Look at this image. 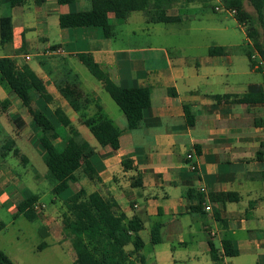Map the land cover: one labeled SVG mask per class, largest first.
<instances>
[{
  "label": "crops",
  "instance_id": "crops-1",
  "mask_svg": "<svg viewBox=\"0 0 264 264\" xmlns=\"http://www.w3.org/2000/svg\"><path fill=\"white\" fill-rule=\"evenodd\" d=\"M49 2L52 4L48 8ZM90 2L75 0L60 5L57 0H27L12 10L5 2L0 5V11L10 10L13 20L10 54L0 58L15 60L20 71L29 67L43 81L53 101L47 104L31 90L32 107L55 124L59 136L54 144L63 146L71 137L68 128H65V138L60 135V129L64 128L56 116V110L60 109L95 150L91 162L100 181L92 182L80 172L79 181L70 183L71 191L77 193L84 189L88 194L97 192L103 197H112L128 220L138 218L143 224L140 234L145 244L142 255L146 264H216L210 256L211 243L221 253L226 240L231 241L239 255L225 257L224 264H264V103H253L249 97L264 94V82L232 81L231 77L238 74L233 71L232 62H228V73L221 70L223 56L188 62L183 57L171 58L167 52L160 55L150 51L148 56L135 59L133 51L114 49L110 42L114 27L131 15L120 19L109 14L110 29H61V15L76 13ZM182 7L176 12L172 8L168 14L178 16ZM4 16L1 14L0 20ZM56 29H59L58 43H48L51 32ZM40 41L47 42L41 51ZM35 49V57L43 59L32 66V50ZM54 49L62 52L52 53ZM65 55L78 59L85 67L91 58L117 85L150 88L151 106L145 110L139 126L127 127L120 108L103 98L104 88L98 80V85L84 90L75 69L67 64L63 67L58 61V57ZM163 62L165 67H162ZM252 62L254 67L251 68L264 75ZM220 77L227 81L224 86L215 81ZM75 83L79 84L85 99L92 101L83 113L92 117L97 112L96 106L100 105L121 130L118 150L101 147L82 123V114L75 112L57 89L58 85ZM214 86L223 89L215 92ZM12 95L0 85V103L10 101L8 107L0 105V138L4 140L0 143V188L3 189L10 180L2 163L10 154L13 156V151H7L6 147L11 144L25 166L29 164V159L23 155L26 148L36 151L42 160L44 155L40 148L42 131L22 101ZM216 95L230 97L217 102L213 98ZM185 106L194 117L193 126L189 125ZM3 117L13 125L15 119L20 121L21 129L16 128L17 140H6ZM68 145L81 159L77 146L73 142ZM125 161L129 162V167H125ZM193 165L195 171L191 170ZM32 179L37 182L39 178ZM201 188H205V192H201ZM221 194L232 196L230 200L212 199ZM31 195L40 196L28 194L12 205L11 197L0 191V207L7 206L15 217L17 211H13L18 204ZM206 207L211 210L206 211ZM155 228L160 230L159 244L151 241Z\"/></svg>",
  "mask_w": 264,
  "mask_h": 264
},
{
  "label": "trees",
  "instance_id": "trees-1",
  "mask_svg": "<svg viewBox=\"0 0 264 264\" xmlns=\"http://www.w3.org/2000/svg\"><path fill=\"white\" fill-rule=\"evenodd\" d=\"M27 0H0L7 3L10 10L22 6ZM75 0H57L60 5L71 4ZM214 0H91L90 7L76 13L61 15L59 24L61 29L79 28H109V14H114L120 19L128 18L132 13L142 12L146 22L149 24H177L182 22V17L171 16L168 11L176 5L186 6L193 3L210 4ZM224 10L235 12L233 14L237 22L242 26H249L255 21L254 16L247 10L248 3L255 11L256 22L260 24L262 33L255 29H247V37L251 40L254 52L258 53L264 60V46L260 41V35L264 40V0H221ZM13 42V20L6 15L0 20V45L5 47ZM249 53L251 67H254L252 56ZM210 56H224L223 47L209 49ZM90 74L102 83L104 90L110 95L116 105L120 108L127 120V127L135 129L143 119L146 109L151 106V90L148 87L126 88L117 85L109 74L95 63L91 58L86 62ZM0 85L7 88L13 95L17 96L23 105L29 110L35 119L37 127L42 131L40 148L43 151V162L47 168L46 179L51 184V194L62 201L66 208L64 230L71 237L72 248L76 259L74 264H146L142 255L145 244L141 237L143 224L138 218L128 220L126 215L120 211L116 201L112 197H103L94 192L88 194L84 189L73 193L70 189L71 182L79 181L78 174L81 172L92 182H99L100 178L92 165L95 150L89 143L72 127L70 120L60 110H56L59 123L68 128L71 137L66 144L58 146L54 141L58 138L55 124L41 111L32 107L33 99L31 90L36 91L39 97L49 104L53 101L52 96L41 79L27 66L22 71L17 67L16 61L11 58H0ZM57 89L75 112L82 114V123L91 131L101 147H111L118 150L120 147L121 130L105 114L100 105L96 106L97 112L89 117L84 110L92 104L81 90L79 84L58 85ZM176 95V93H172ZM230 96H213L217 102H222ZM253 103H264V94L250 95ZM5 108L10 101L1 102ZM187 120L190 126L194 124V117L190 116L188 106H185ZM17 129H21L20 121H13ZM258 125V122H256ZM68 142H73L81 152V159L75 155ZM10 144L7 151H13L18 157V151L12 150ZM5 150V149H4ZM6 155L3 153V156ZM129 163V162H128ZM125 161V167H129ZM231 194L212 196L213 200H230ZM40 201V196L31 195L20 202L14 218L25 217L30 222H35L38 212L35 205ZM2 225H0V229ZM44 237L47 233L42 232ZM151 241L153 244L161 243L160 230H152ZM133 248L129 255L127 247ZM46 247L43 242L39 246L42 251ZM236 250L231 241L222 243V252L219 253L211 243V259L216 264H224L225 257H236ZM135 259V261H134ZM0 264H12L7 256L0 252Z\"/></svg>",
  "mask_w": 264,
  "mask_h": 264
},
{
  "label": "rangeland",
  "instance_id": "rangeland-1",
  "mask_svg": "<svg viewBox=\"0 0 264 264\" xmlns=\"http://www.w3.org/2000/svg\"><path fill=\"white\" fill-rule=\"evenodd\" d=\"M51 4L49 2L47 7L49 8ZM89 7L90 3L84 4L81 10ZM179 7L182 5L173 7V12H176ZM216 7L219 11L215 9ZM246 8L255 19L249 25L250 27L240 25L233 14L224 10L221 0H214L210 4L197 2L183 6L178 10L182 22L177 24H149L142 12H135L127 21H118L110 42L114 49L133 51L135 59L148 56L152 51L160 55L167 52L171 58L183 57L188 62H204L211 58L210 48L223 47L225 55L220 59L221 70L228 73V62H232L233 71L238 74L235 78L231 77L232 81L236 80L242 84H263L264 75L251 68L248 55L255 52L251 40L246 35L248 27L255 28L261 33L262 28L256 22L257 15L253 8L248 3ZM1 14L10 15V10L5 8L0 11ZM19 18L20 16H15V19ZM58 30L51 32L48 43H58ZM260 41L264 46L262 35H260ZM38 46L41 51L47 46V42L40 41ZM11 48V45L0 46V56L10 54ZM32 54L31 65L36 66L43 58L35 57L36 49L32 50ZM57 59L61 66L65 67L67 64L68 67L75 69L84 90L99 84L78 59L67 55ZM164 62L162 67H165ZM45 70L48 71L49 66L46 65ZM215 81L223 86L227 83L225 77L216 78ZM222 89L220 86H214L215 92ZM102 95L106 101L117 106L106 91L103 90ZM12 98L17 97L12 95ZM1 123L6 132V140H17L16 127L9 122V119L3 117ZM66 134L65 128H61L60 135L65 138ZM3 142L4 140L0 138V143ZM23 155L29 159L27 166L22 164L20 156H12V154L5 159L4 164L2 163L10 182L4 189L0 188V191L6 192L11 197L14 201L12 205L17 204L25 195L40 194L41 199L35 205L39 218L35 222H30L23 216L14 218V215L8 212L7 206L0 207V225H2L0 252L7 256L12 264H74L76 255L72 248L71 237L64 230L66 208L62 201L53 199L50 192L51 184L46 179L47 168L38 153L31 148H26ZM34 176L39 178L37 182L32 179ZM16 211L15 209L13 212ZM43 230L47 233V237L42 235ZM144 239L148 244L146 235ZM43 242L46 243V247L40 251L39 246ZM132 250L131 246L127 247L128 252Z\"/></svg>",
  "mask_w": 264,
  "mask_h": 264
},
{
  "label": "built area",
  "instance_id": "built-area-1",
  "mask_svg": "<svg viewBox=\"0 0 264 264\" xmlns=\"http://www.w3.org/2000/svg\"><path fill=\"white\" fill-rule=\"evenodd\" d=\"M215 9L217 11H219L218 7H216ZM231 14H235V12L233 11V12H231ZM51 52L55 53V54H60L62 51L60 49H54V50H51ZM252 60L255 62V67L257 69H261L263 71V73H264V60L260 57V55L257 52L253 54ZM188 158L191 159L192 155L189 154ZM191 170L195 171L196 170V166L193 165L191 167ZM201 192H205V188H201ZM35 209H36V207H35ZM210 210H211V207H206V211H210Z\"/></svg>",
  "mask_w": 264,
  "mask_h": 264
}]
</instances>
